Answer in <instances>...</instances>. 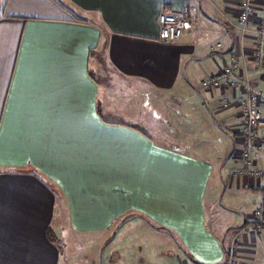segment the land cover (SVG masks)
<instances>
[{
  "label": "crops",
  "instance_id": "0c3cea01",
  "mask_svg": "<svg viewBox=\"0 0 264 264\" xmlns=\"http://www.w3.org/2000/svg\"><path fill=\"white\" fill-rule=\"evenodd\" d=\"M239 3L0 0V264H66L59 244L72 236L79 264H245L264 248L253 221L264 182L237 174L242 120L235 103L221 106L241 91L199 87L236 59L264 116ZM252 4L249 28L264 19V0ZM163 10L192 23L173 43L158 38ZM134 85L189 97L180 119L206 114L216 151L182 141ZM117 110L119 121L106 117Z\"/></svg>",
  "mask_w": 264,
  "mask_h": 264
},
{
  "label": "built area",
  "instance_id": "2783aa9c",
  "mask_svg": "<svg viewBox=\"0 0 264 264\" xmlns=\"http://www.w3.org/2000/svg\"><path fill=\"white\" fill-rule=\"evenodd\" d=\"M252 0H240L236 17L237 29L241 35L248 32L253 34L252 59L256 69H264V19H260L254 28H249V20L253 15ZM158 38L164 43L177 41L184 31L192 25L186 12L173 13L163 10L157 17ZM239 64L232 59L230 66L219 69L216 74L201 81V88L237 89L241 91L234 95L233 100L223 98L221 106L227 108L235 103L242 120L240 135L242 147L236 157L240 162L237 174L246 178L264 182V116L259 110V96L251 89L247 77H240L237 70ZM255 227L264 228V205L254 212Z\"/></svg>",
  "mask_w": 264,
  "mask_h": 264
},
{
  "label": "rangeland",
  "instance_id": "374dc122",
  "mask_svg": "<svg viewBox=\"0 0 264 264\" xmlns=\"http://www.w3.org/2000/svg\"><path fill=\"white\" fill-rule=\"evenodd\" d=\"M119 90L121 92H127V88L124 87L123 84H118ZM133 88L131 89V91H136V89H138L139 93V97L141 95H143L144 97H140L138 98V101L141 104H143L144 102H146V104L148 105V107L146 108L147 111L149 109H153L155 110V113L160 114L162 117L169 119L170 124L172 125L173 128L177 129V130H182V132L180 131L179 133L181 134V136L178 135L179 138H181V140H189L190 142H196L198 143V146H201L202 144H205L207 148L212 149V152L216 151V147L215 145L219 144L218 140H215L213 138V135H211V130L208 126V123H210V119L208 118V116H206V114H198V117L201 118L200 122H197L196 124H192L191 122H183L180 117H183L185 115L186 111H193L194 108V104L191 103V101H189V97L187 99H185V101H174L173 99H169L168 98V94L164 93L163 95H157L155 94V91L152 92H143V88H141L140 86L135 87L132 86ZM201 91H205L204 89L201 88V85L199 86ZM144 89H149V88H144ZM144 93V94H143ZM121 100V98H116V101ZM172 102H176L175 103V107H170L167 106V102L169 101ZM123 103L125 102V98L122 99ZM203 101V100H202ZM142 107V106H141ZM144 107V106H143ZM208 104L206 103L204 105V111H208ZM118 111V110H117ZM120 112V111H118ZM209 112V111H208ZM191 113V112H190ZM154 114V113H153ZM193 114V113H191ZM117 117H114L112 115H106L107 118H114L113 120H117L119 121L122 113L120 112L119 114L116 115ZM197 117V115H196ZM215 119L218 120L219 122V117L215 116ZM220 124V122H219ZM138 126H140V128L143 129V125L142 124H138ZM147 135L154 137L152 131L150 130H145L144 131ZM211 138L209 142L208 138ZM229 137V136H228ZM156 141V140H155ZM213 143V144H212ZM185 145V144H184ZM163 146H166V141H163ZM215 148V149H213ZM214 154V153H213ZM261 238H264V231L261 230L260 232ZM260 238V239H261ZM71 241V242H70ZM70 241H60V248H61V253L64 256V261L66 262V264H77L78 262H84V255L86 253V250H84V243L81 241L80 238L76 237V236H72ZM256 246V245H255ZM252 255L254 256V258L251 256L249 258L244 257L243 259H240L241 263H245V264H264V248H260L259 246H257L256 248L253 249V253ZM78 259V260H77ZM75 261V262H74ZM79 264V263H78Z\"/></svg>",
  "mask_w": 264,
  "mask_h": 264
},
{
  "label": "trees",
  "instance_id": "16d2710c",
  "mask_svg": "<svg viewBox=\"0 0 264 264\" xmlns=\"http://www.w3.org/2000/svg\"><path fill=\"white\" fill-rule=\"evenodd\" d=\"M80 22L86 23V21H84V20H80Z\"/></svg>",
  "mask_w": 264,
  "mask_h": 264
}]
</instances>
